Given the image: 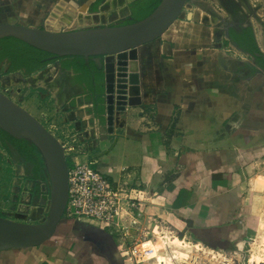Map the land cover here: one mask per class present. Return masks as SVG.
Here are the masks:
<instances>
[{"label":"crops","instance_id":"obj_1","mask_svg":"<svg viewBox=\"0 0 264 264\" xmlns=\"http://www.w3.org/2000/svg\"><path fill=\"white\" fill-rule=\"evenodd\" d=\"M135 1L0 0V23L46 27L62 2L68 12L57 31L114 26L131 17ZM199 14L178 20L162 38L131 52L136 66L131 60L130 72L137 73L130 81L137 75L141 104L116 115L112 133L99 124L105 113L92 86L78 83L74 70L65 69L72 58L49 64L47 83L63 103L72 131L80 132L74 161L92 163L111 185L140 186L149 199L144 217L151 237L166 230L231 253L256 233L264 207V69L228 40L223 22L231 15L225 9ZM66 22L70 25L63 27ZM57 127L69 136L66 125ZM46 191L39 196L32 191L38 204L26 209V219H10L41 223L37 217L39 210L47 213ZM0 264L128 262L110 231L65 218L50 241L2 251Z\"/></svg>","mask_w":264,"mask_h":264},{"label":"water","instance_id":"obj_2","mask_svg":"<svg viewBox=\"0 0 264 264\" xmlns=\"http://www.w3.org/2000/svg\"><path fill=\"white\" fill-rule=\"evenodd\" d=\"M190 1L160 0L149 16L131 24L57 31L55 25L63 11L68 12L61 2L46 19V27L0 23V41L6 38L19 40L52 55L48 60L81 57L85 62H93L104 76L102 107L105 114L99 117V124L112 133L115 116L124 114L127 107L141 104L137 75H134L133 82L130 81L133 73H137L130 72L131 60L136 66L131 52L135 55L142 46L162 38L182 17ZM66 25L70 22L62 26ZM255 56L261 57L262 54ZM3 81L5 83L4 78ZM0 129L12 138L26 140L36 147L48 175L50 197L44 222L30 224L0 216V252L39 247L56 235L65 219L69 196V165L65 150L61 141L43 123L1 89Z\"/></svg>","mask_w":264,"mask_h":264},{"label":"rangeland","instance_id":"obj_3","mask_svg":"<svg viewBox=\"0 0 264 264\" xmlns=\"http://www.w3.org/2000/svg\"><path fill=\"white\" fill-rule=\"evenodd\" d=\"M251 3L255 5L254 9L256 13L264 20V0H251ZM219 4L218 0H191L180 19L186 16L190 18L196 17L195 19H197V17L200 16L199 13L204 16L211 11V8L223 10ZM250 20L254 28H256V35L259 29L263 32L264 37V29H262L264 27H262L261 21L252 19V17ZM70 29H75V26ZM261 47L264 49L263 45H261ZM232 54L236 55L235 50H232ZM5 69L6 63L0 66V88L3 89L4 87V77L5 82L9 81L11 84L7 92L9 98L26 109L44 125H47L63 143L67 144L66 141L69 142L74 140H76V142H74L75 144L81 143L82 140L78 139V135L80 134L78 128L73 127L72 131V126H69L66 113L63 111V103L61 101L57 103V99L54 98V92L47 83L51 73L49 65L43 67L32 76L23 75L21 72H18L15 76H13L14 74L8 76L9 74L5 72ZM44 76L46 77L44 78ZM32 77H34L33 80H31ZM57 108H60L62 111L54 114ZM61 123L66 125V128L63 130L66 132L68 130L69 136L67 139L61 135V129L57 127L58 124L60 125ZM12 152L13 154L6 152L0 143V216L8 218L10 216L15 217V212L20 209L28 212L26 209H29V206H37L38 204L36 198H31L32 191L34 190V180L32 178L33 166L31 163H28L27 167H25L22 163L23 159H21L13 149ZM69 164L70 161H68V165ZM43 171L46 177V180L43 182L46 184L49 181L48 175L45 168ZM260 171L262 181L264 182V161L261 163ZM47 193L49 192L47 191ZM49 199V194H47V204ZM144 210L145 208H142L143 215L145 213ZM46 214L47 213H42V211L40 214L39 210L37 220L44 222ZM34 217L36 216L34 215ZM143 219L144 223L140 225L142 230L147 227L146 218L144 217ZM145 229L149 232L148 227ZM135 233V231L132 232L133 237ZM155 236L156 237L148 236L146 239L139 238L141 241L138 244L143 242V244L141 243V254L143 255L139 256V254H137L138 257L135 259L132 253L133 249L123 250V253H125L124 257L128 264H159L158 257H164L171 262L170 264H264V207L260 215L258 230L256 233L252 234L251 238L248 239L240 250H236L235 252L225 253L213 250L201 244L199 245L195 242L191 243L189 240H184L180 235H172L166 230L164 233H156ZM175 238L187 243V249L172 246V242ZM147 242H151L153 247L157 249V257H153V255H150L152 253L147 252L148 250L145 248V243ZM128 247L131 248L129 245ZM135 260L139 262L135 263Z\"/></svg>","mask_w":264,"mask_h":264},{"label":"built area","instance_id":"obj_4","mask_svg":"<svg viewBox=\"0 0 264 264\" xmlns=\"http://www.w3.org/2000/svg\"><path fill=\"white\" fill-rule=\"evenodd\" d=\"M3 86V89H0L7 95L8 87ZM44 126L55 135L47 125ZM55 137L64 147L67 162L72 163V165L69 164V196L65 218L86 221L107 229L117 237L124 251L133 249L134 259L138 257L137 254L143 255L141 254L143 242L138 244L141 241L139 238L146 239L150 236V232L145 229L147 227L143 230L140 227L144 223L142 208L149 201V199H144V191L140 186L132 188L127 185H111L92 163L74 161L76 151L73 143L76 140L69 145L63 143L56 135ZM79 138L80 135H78ZM15 213V217L10 216L9 218L26 219L28 212L20 209ZM134 231L136 233L133 237L132 232ZM138 262L135 260V263Z\"/></svg>","mask_w":264,"mask_h":264},{"label":"trees","instance_id":"obj_5","mask_svg":"<svg viewBox=\"0 0 264 264\" xmlns=\"http://www.w3.org/2000/svg\"><path fill=\"white\" fill-rule=\"evenodd\" d=\"M160 0H136L131 4V17L120 25L131 24L143 20L149 16L159 5ZM232 41L244 52L250 55L260 53V49L253 36L251 29L238 33L230 31ZM52 55L31 47L19 40L6 38L0 41V64L8 63V72L23 70L27 75H33L43 67L52 63L48 60ZM60 60L59 58H57ZM65 59V58H62ZM73 61L65 65V69H72L77 74V82L92 86L96 95V104L104 103V76L93 62H85L81 57H73ZM264 63V62H263ZM0 143L3 149L12 154L15 149L24 160L33 165V180L36 182L34 187L35 196H39L41 188L39 182L46 180L44 175V164L38 150L34 145L26 140H16L0 129Z\"/></svg>","mask_w":264,"mask_h":264},{"label":"flooded vegetation","instance_id":"obj_6","mask_svg":"<svg viewBox=\"0 0 264 264\" xmlns=\"http://www.w3.org/2000/svg\"><path fill=\"white\" fill-rule=\"evenodd\" d=\"M218 2L220 3L219 5L222 7V9H225L231 15V20L230 21H224L223 22L224 30L226 31V34L228 36V40L230 42L234 43L232 41L231 36H230V31L231 30H235L236 32H238L239 29H243L242 32H240V34H241V33H243V31H245L247 29H251L252 32H253V36H254L256 42H258V40L256 38V34L254 32V26H253L252 21L250 20V18L252 17V19H258V20H260L261 23H262V27H264V20H262L261 17H260V15H258V13H256V11L254 9L255 5H252L251 0H218ZM263 45H264V40H263ZM260 54H262L261 57H256L255 55H251V56L254 57L255 60H256V62L258 63V65L262 69H264V63H263L264 62V52L263 51H260ZM51 61H52V63H54V62L58 61V59H53ZM5 63H6L5 72L7 74H9L8 76H12L10 74H14L13 76H15L18 72H21L23 75H27L23 70L16 71V72H8V63L5 61L2 64H5ZM2 64H0V66ZM29 76H32V75H29ZM8 82L9 81H7V83L5 82V84H6L7 87H10L11 84L10 83L8 84ZM13 150L18 154V156L21 159H23V157L20 156V154L15 149H13ZM12 154H13V152H12ZM22 163H23V165L25 167H27V164L29 162H27L26 160L23 159ZM32 172H33V169H32ZM34 185H36V182L35 181H34ZM39 185H40V188L41 189L43 188V189H45V190L48 191L49 181L46 184H45V182H41L40 181L39 182ZM23 211L26 212L25 210H23Z\"/></svg>","mask_w":264,"mask_h":264},{"label":"bare ground","instance_id":"obj_7","mask_svg":"<svg viewBox=\"0 0 264 264\" xmlns=\"http://www.w3.org/2000/svg\"><path fill=\"white\" fill-rule=\"evenodd\" d=\"M78 23V22H77ZM84 23V22H83ZM259 28V27H258ZM257 40H258V43H260L261 45H263V32H261L259 29H258V33H257V36H256ZM164 242V240H163ZM165 243V242H164ZM188 244L181 241L180 239L178 238H175L172 242V246H175L177 248H186ZM189 247V246H188ZM198 247V246H197ZM144 248V247H143ZM145 248L148 250L147 252L148 253H152L150 255H153V257H157L156 256V248L153 247L152 243L151 242H147L145 243ZM187 249V248H186ZM176 252V251H175ZM178 252V251H177ZM183 252V251H182ZM177 255V253H176ZM185 255V254H184ZM179 257V256H178ZM181 257V256H180ZM185 258V257H184ZM174 259V258H173ZM183 259V258H182ZM158 262L159 264H170L171 262L167 259H165L164 257H158Z\"/></svg>","mask_w":264,"mask_h":264}]
</instances>
